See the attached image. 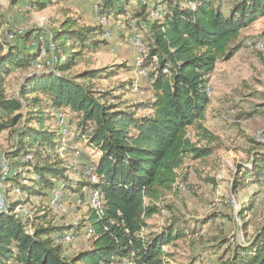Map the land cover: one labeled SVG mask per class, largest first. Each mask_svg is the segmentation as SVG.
<instances>
[{"label":"trees","instance_id":"16d2710c","mask_svg":"<svg viewBox=\"0 0 264 264\" xmlns=\"http://www.w3.org/2000/svg\"><path fill=\"white\" fill-rule=\"evenodd\" d=\"M26 1L38 11L56 3ZM94 1L102 17L131 13L145 30V65L153 66L148 74L151 97L131 108L122 99L133 83L131 88L96 89L98 80H108L116 71L75 72L86 55L106 43L102 26L65 21L46 47L52 65L42 70L37 59L44 48L35 54L14 46L4 33L7 22L0 18V111L6 116L0 134L8 132L15 139L9 158L22 159L16 167L23 168L6 179L9 191H22L27 202L47 191L53 196L59 187L84 201L98 192L102 200L99 209L88 203L84 219L68 229L37 223L35 217L23 220L17 210L26 202H9L0 213V264H178L169 250L189 237L188 221L173 214L168 197L177 192L186 161L207 163L219 146V138L205 125L213 101L211 78L219 63L247 46L242 32L264 17V0H230L227 12L215 0H190L196 1L195 8L184 7L188 0ZM14 71L25 72L27 82L9 95L7 80ZM57 115L69 118L67 135L74 142L86 140V147L99 154L86 168L88 175L59 158L64 134L47 125ZM251 153L252 169L238 165L235 184L248 179L264 185V152ZM77 174L80 179L70 177ZM165 212L172 214L167 225L150 223ZM83 229L90 235L89 247L65 256V231ZM197 232L191 230L192 235ZM212 264H264V223L247 245H227L225 255Z\"/></svg>","mask_w":264,"mask_h":264},{"label":"rangeland","instance_id":"374dc122","mask_svg":"<svg viewBox=\"0 0 264 264\" xmlns=\"http://www.w3.org/2000/svg\"><path fill=\"white\" fill-rule=\"evenodd\" d=\"M215 1L220 3V9L224 12L231 6L230 0ZM184 7L195 8L196 1L188 0ZM130 14L118 18L102 17L94 0H56L54 5L43 11L36 10L26 0L17 4L13 0H0V18L7 22L4 28L7 39L10 41V35H13L14 40L10 42L26 53L36 54L44 48L37 59L38 69L52 65L46 47L65 21L72 19L80 25L102 26L106 31L103 37L106 43L96 53L86 55L75 72L102 68H108L110 73L116 71L112 78L98 80L96 89L110 90L123 84L129 88L133 83L128 95L122 99L133 108L151 97L148 74L153 66L145 65L148 55V48L144 44L145 30L137 26ZM241 39L247 46L232 60L219 63L211 78L213 101L205 125L219 138L220 144L207 163L201 164L191 159L186 161L183 171L179 172L178 190L167 200L168 205L174 206L173 214L188 221L186 231L189 237L169 250L178 264L216 263L220 256L225 255L227 245H247L264 223V185L248 179L234 183L238 165L245 170L252 169L251 151L264 152V17L244 30ZM25 77L26 73L22 71L12 73L7 80L9 95L21 89L27 82ZM5 120V114L0 111V123ZM68 120L67 116L57 115L47 125L64 134L60 140L59 158L74 167L77 173L85 172L99 158V154L86 147V140L74 142L72 136L67 135ZM14 144L15 139L8 132L0 134V200L5 203V210L1 211L8 209L9 202L20 200L26 202L19 205L17 210L23 220L29 218L33 221L35 217L37 223L50 222L66 229L79 224L87 213V204L91 206L90 202L98 192H92L84 201L73 192L63 194L62 187H59V192L55 191L53 196L51 191H47L46 195L31 197L27 202L22 191L16 188L9 191L10 185L6 181L16 171L23 170L16 167L18 163L22 164V159L9 158ZM4 168L9 169L7 176L3 174ZM242 174H239L240 177ZM70 177L76 180L81 178L78 174ZM97 180L95 177L93 181ZM28 183L23 181L25 185ZM186 185L189 189L185 188ZM54 200L55 205H51ZM171 216L165 212L150 223L161 228L167 225ZM29 230L33 231L31 226ZM191 230L198 232L192 235ZM89 237L86 229L77 234L74 230H66L62 236L64 255L73 257L89 247ZM222 239L229 243L223 245Z\"/></svg>","mask_w":264,"mask_h":264},{"label":"bare ground","instance_id":"6f19581e","mask_svg":"<svg viewBox=\"0 0 264 264\" xmlns=\"http://www.w3.org/2000/svg\"><path fill=\"white\" fill-rule=\"evenodd\" d=\"M7 173L8 172H5L4 173V176H7ZM95 196V197H94ZM93 196V198H92V204H93V206L96 208V209H99V208H101L102 206H101V201H100V195L98 194V193H96L95 195ZM57 199V198H56ZM55 201L56 200H54L53 202H51V205H55ZM0 212H2V211H0Z\"/></svg>","mask_w":264,"mask_h":264},{"label":"built area","instance_id":"2783aa9c","mask_svg":"<svg viewBox=\"0 0 264 264\" xmlns=\"http://www.w3.org/2000/svg\"><path fill=\"white\" fill-rule=\"evenodd\" d=\"M10 38H11L10 41H11V40H14V36H13V35H10ZM140 48H141V46H140ZM140 57H142V55H141ZM8 171H9V169L4 168V169H3V174H4L5 172H8ZM1 210H5V203H4V201H1V200H0V211H1Z\"/></svg>","mask_w":264,"mask_h":264}]
</instances>
